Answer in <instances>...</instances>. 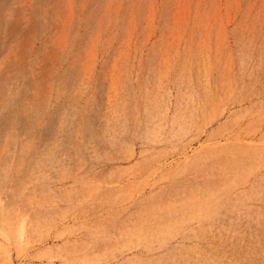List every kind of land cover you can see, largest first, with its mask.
Instances as JSON below:
<instances>
[{
	"label": "rangeland",
	"instance_id": "1",
	"mask_svg": "<svg viewBox=\"0 0 264 264\" xmlns=\"http://www.w3.org/2000/svg\"><path fill=\"white\" fill-rule=\"evenodd\" d=\"M1 220L0 264H264V0H0Z\"/></svg>",
	"mask_w": 264,
	"mask_h": 264
},
{
	"label": "bare ground",
	"instance_id": "2",
	"mask_svg": "<svg viewBox=\"0 0 264 264\" xmlns=\"http://www.w3.org/2000/svg\"><path fill=\"white\" fill-rule=\"evenodd\" d=\"M0 224L3 225V226L6 225V223H4L2 220L0 221ZM5 227H6V226H5ZM23 234H24V229H22V236H21V239L23 238Z\"/></svg>",
	"mask_w": 264,
	"mask_h": 264
}]
</instances>
